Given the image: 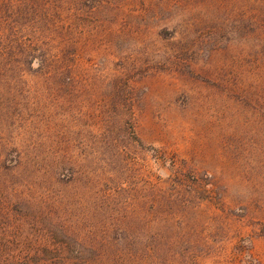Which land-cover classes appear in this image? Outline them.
<instances>
[{
	"label": "rangeland",
	"instance_id": "obj_1",
	"mask_svg": "<svg viewBox=\"0 0 264 264\" xmlns=\"http://www.w3.org/2000/svg\"><path fill=\"white\" fill-rule=\"evenodd\" d=\"M0 264H264V0H0Z\"/></svg>",
	"mask_w": 264,
	"mask_h": 264
}]
</instances>
